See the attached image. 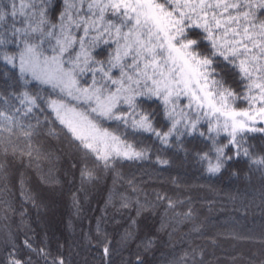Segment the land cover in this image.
I'll use <instances>...</instances> for the list:
<instances>
[{"label": "snow or ice", "instance_id": "snow-or-ice-1", "mask_svg": "<svg viewBox=\"0 0 264 264\" xmlns=\"http://www.w3.org/2000/svg\"><path fill=\"white\" fill-rule=\"evenodd\" d=\"M62 3L53 20L51 0H0V61L18 68L24 84L30 77L50 86L48 98L12 93L23 111L0 108V151H8L4 133L8 144L17 131L31 139L41 121L24 119L39 109L94 165L81 170L82 180L117 160L147 159L145 133L168 147L183 136L204 137L207 151L197 155L210 174L237 157L264 167V156L253 158L245 147L248 134H264V0ZM24 246L36 251L27 240ZM7 264L32 261L13 245ZM137 264L144 262L137 257Z\"/></svg>", "mask_w": 264, "mask_h": 264}, {"label": "trees", "instance_id": "trees-1", "mask_svg": "<svg viewBox=\"0 0 264 264\" xmlns=\"http://www.w3.org/2000/svg\"><path fill=\"white\" fill-rule=\"evenodd\" d=\"M62 8V0H51L50 18ZM28 79L24 84L18 68L0 61V108L23 111L12 93L39 91L48 98L50 86ZM30 115L25 124L41 121L30 140L17 131L8 144L3 134L0 264H7L13 245L32 264L57 257L64 264H137V257L144 264H264V167L237 157L210 174L197 155L207 151L204 137L183 136L168 147L145 133L147 159L117 160L111 170L82 180L81 170L92 162L82 159L58 122L45 121L48 111ZM249 146L253 158L264 156V134H248Z\"/></svg>", "mask_w": 264, "mask_h": 264}, {"label": "rangeland", "instance_id": "rangeland-1", "mask_svg": "<svg viewBox=\"0 0 264 264\" xmlns=\"http://www.w3.org/2000/svg\"><path fill=\"white\" fill-rule=\"evenodd\" d=\"M98 59H102L103 57H97ZM48 86V85H47ZM185 103H186V101H184ZM240 107H244V105H241ZM53 195H54V197H58V191H54L53 192ZM54 207H57V206H51V208L53 209Z\"/></svg>", "mask_w": 264, "mask_h": 264}]
</instances>
